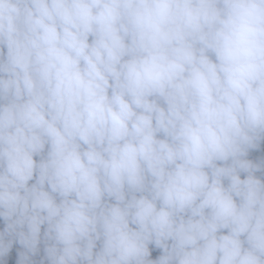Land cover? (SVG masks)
<instances>
[{"label":"clouds","instance_id":"obj_1","mask_svg":"<svg viewBox=\"0 0 264 264\" xmlns=\"http://www.w3.org/2000/svg\"><path fill=\"white\" fill-rule=\"evenodd\" d=\"M0 264H264V0H0Z\"/></svg>","mask_w":264,"mask_h":264}]
</instances>
